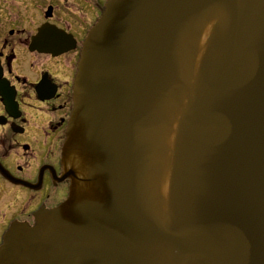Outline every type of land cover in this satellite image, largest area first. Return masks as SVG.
Masks as SVG:
<instances>
[{
    "label": "water",
    "instance_id": "obj_1",
    "mask_svg": "<svg viewBox=\"0 0 264 264\" xmlns=\"http://www.w3.org/2000/svg\"><path fill=\"white\" fill-rule=\"evenodd\" d=\"M62 165L0 264H264V0H109Z\"/></svg>",
    "mask_w": 264,
    "mask_h": 264
},
{
    "label": "flooded vegetation",
    "instance_id": "obj_2",
    "mask_svg": "<svg viewBox=\"0 0 264 264\" xmlns=\"http://www.w3.org/2000/svg\"><path fill=\"white\" fill-rule=\"evenodd\" d=\"M109 0H0V247L62 204V148L83 43Z\"/></svg>",
    "mask_w": 264,
    "mask_h": 264
}]
</instances>
